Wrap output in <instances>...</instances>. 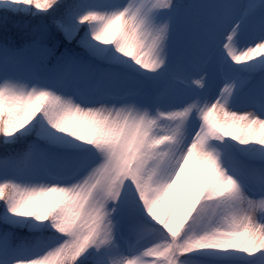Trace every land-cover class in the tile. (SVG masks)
Returning <instances> with one entry per match:
<instances>
[{
    "label": "snow or ice",
    "instance_id": "1",
    "mask_svg": "<svg viewBox=\"0 0 264 264\" xmlns=\"http://www.w3.org/2000/svg\"><path fill=\"white\" fill-rule=\"evenodd\" d=\"M0 264H264V0H0Z\"/></svg>",
    "mask_w": 264,
    "mask_h": 264
},
{
    "label": "rangeland",
    "instance_id": "2",
    "mask_svg": "<svg viewBox=\"0 0 264 264\" xmlns=\"http://www.w3.org/2000/svg\"><path fill=\"white\" fill-rule=\"evenodd\" d=\"M9 20H10V19H9ZM13 23H14V21L11 20V21L8 23V27H9L10 31H11L13 34H15L16 31H17V29H15V28L13 27Z\"/></svg>",
    "mask_w": 264,
    "mask_h": 264
},
{
    "label": "trees",
    "instance_id": "3",
    "mask_svg": "<svg viewBox=\"0 0 264 264\" xmlns=\"http://www.w3.org/2000/svg\"><path fill=\"white\" fill-rule=\"evenodd\" d=\"M12 19L9 20V22L11 21Z\"/></svg>",
    "mask_w": 264,
    "mask_h": 264
}]
</instances>
